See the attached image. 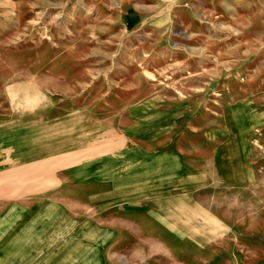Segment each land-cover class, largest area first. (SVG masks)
<instances>
[{"label":"rangeland","instance_id":"374dc122","mask_svg":"<svg viewBox=\"0 0 264 264\" xmlns=\"http://www.w3.org/2000/svg\"><path fill=\"white\" fill-rule=\"evenodd\" d=\"M0 184L113 230L87 264H264V0H0Z\"/></svg>","mask_w":264,"mask_h":264},{"label":"crops","instance_id":"0c3cea01","mask_svg":"<svg viewBox=\"0 0 264 264\" xmlns=\"http://www.w3.org/2000/svg\"><path fill=\"white\" fill-rule=\"evenodd\" d=\"M71 167L66 168V174L70 176L68 180L73 177L77 179L78 175H83V165L73 169ZM58 185L63 188H57V191L61 190L60 192H64L67 197L72 195V187H69L68 183L64 182ZM6 186L8 185L2 186L0 184V191ZM56 187H51V189L55 190ZM74 187L83 190L80 183ZM129 190L132 189L130 188ZM54 196L56 195L54 194ZM58 196H61V193ZM3 201L6 200L0 199V203ZM72 202L71 199L67 198L63 200L56 197L51 198V209L48 214L41 215L36 213L31 214V216H23L25 219L33 217L50 218V221L45 224H32L29 226L34 221L21 224L19 216L5 219L3 215H0V241L10 239L17 242L18 240L17 243L20 244L15 250L8 246H0V264H72L70 261H73V259H78L79 264H87L88 255L91 256L89 257L90 262H98L97 254L103 252L104 247L109 244V240H113L115 234L113 230H105L103 227L99 226L97 228V226H93L92 222H89L88 217H82V214L72 210ZM87 205V200L80 198L77 206L81 207L79 211L84 213L83 208L87 209ZM128 207L129 210H127L126 215L129 219L134 223L137 221L142 224L139 227L141 235L138 238L146 239L149 235L147 236L146 234L148 227L145 225L149 224V227H151L153 223L151 221L152 217H150L151 214L148 209L137 211L130 209V207L135 208V206ZM159 214L162 216L161 212ZM136 217H138V220H136ZM27 226H29L30 232L26 229ZM42 239L43 241H40ZM95 248H98L97 251H93ZM93 253H95L94 259L92 257ZM39 255L45 256L38 257Z\"/></svg>","mask_w":264,"mask_h":264}]
</instances>
